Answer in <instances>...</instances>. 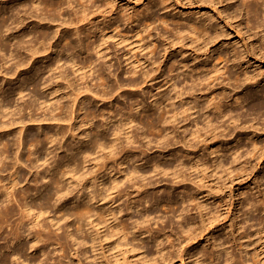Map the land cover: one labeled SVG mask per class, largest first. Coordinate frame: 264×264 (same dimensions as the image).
<instances>
[{
    "label": "bare ground",
    "instance_id": "bare-ground-1",
    "mask_svg": "<svg viewBox=\"0 0 264 264\" xmlns=\"http://www.w3.org/2000/svg\"><path fill=\"white\" fill-rule=\"evenodd\" d=\"M0 1L2 2L0 65L10 62L5 68L0 67V79L2 83L16 81L7 88L0 84V170L9 169L8 182L2 184L0 179L2 184L0 204L3 205V208H0V217L3 220L7 216L15 215L18 210L19 221L11 234L16 242L23 239L15 244L10 253L1 254L3 249L0 247V264L17 262L60 264L61 259L52 261L50 252L39 247L40 242L62 247L76 245L84 256L91 257L95 264L100 261L106 264H129L127 253L132 251L141 254L143 260L156 261V254L158 257L161 256L165 249L159 243L161 233L159 235L150 233L145 224L156 217L141 212L157 203L160 207L166 206L164 205L166 203H163L165 199L154 198L150 203L149 200H144L147 203L143 207L140 205V199L131 198L123 209L114 206V201L110 197L113 194L121 196L123 192L121 186L125 183L134 187L135 192L151 185L150 172L162 173L172 178L182 176L181 180H186L183 173L187 164L181 154L161 150L158 158L148 159L126 148L127 145L136 143L138 136L140 139H146L147 144L155 139L157 144L161 143L167 149L171 145V140L176 137L173 132L174 123L180 115H186V119L192 117L194 129L189 132L191 136L189 141L193 140L195 145H198V142H205L208 136H212V139L224 136L222 124L226 117L234 124L233 130L257 129L253 124L249 127L239 126L237 122L240 115H233L231 108L225 107L220 100L216 101V96L205 98L203 102L199 100L204 96V92L202 93L198 86L203 84L213 72H220L222 68L217 66L196 68V64L190 65L184 60L179 62L173 57L167 59L177 48L180 54H184L188 35H192L195 41L202 38L205 45H210L217 42L223 34L215 29L213 35H210L208 23L211 18H196L191 22L188 21L185 27L177 29L173 36H163L157 32V40L161 41L159 46H163V52L159 58H156L153 54L157 52L159 46L149 38L156 31V28L151 29V27L160 18L152 19L151 15L156 6L163 10L172 8L168 0H148L147 4H144L143 0H134L136 3L131 7L119 6L116 0H97L98 2L78 0L75 4L70 3V0ZM199 1L225 3L224 9H226L229 5L228 1L231 0ZM258 1L263 2L264 5V0H252L249 3L245 1L247 11L253 12L257 17L260 13ZM64 4L69 8L70 16L68 19L58 20L56 17L61 14ZM231 16L233 19L237 17L236 13H231ZM161 21L166 24L168 19L163 16ZM171 21L177 26L184 22L180 17L172 18ZM121 25L129 26V32L118 30ZM250 34L249 32L248 35L251 36ZM111 37L116 38V44L126 42L124 44L127 47V52L124 54L128 66L126 72L130 76L137 74L136 78L127 83H120L117 75L98 67L97 60L107 63L109 47L106 43ZM135 49H138L139 53L145 49L148 55L153 56L139 57L133 52ZM81 54L82 56L79 57ZM208 56L209 59L213 58L211 55ZM233 56V63L244 58L243 54L236 53ZM217 57L219 62L217 64H221L223 58L220 55ZM195 59L193 57L192 60ZM145 64L150 65L151 69H145ZM201 69L204 72L202 74ZM21 72L26 74L25 80L18 78ZM158 77H163L165 81L155 93L150 94L149 104L137 101L131 104L129 109L122 108L120 111L110 109L105 114L98 112L88 100L90 95L96 102L110 100L113 97L119 98L123 94L120 91L124 87H135L136 90L141 91V84ZM187 77L191 80L188 87L181 85ZM94 78L100 80V83L93 84L94 87L101 86L100 90L90 87L87 83ZM262 79L264 76L261 78L248 76L242 81L239 80L236 87L258 85ZM26 83L30 88L29 93H25ZM167 84L168 86L165 87ZM197 91L200 93L199 98L195 97ZM10 93L17 97L16 101L23 100L24 103L11 109L13 98H9ZM30 93L32 98L29 97V101L25 100ZM185 94L191 99L182 103ZM218 95L220 93H217ZM177 101L180 106L177 105ZM211 101L213 102L210 104ZM239 101L243 103L247 99L241 96L236 99L237 103ZM261 104L262 101L253 103V107L258 105L257 108L260 110L263 107ZM28 109L34 112L40 110L41 114H46L36 117L28 111V117L25 119L24 112ZM208 109L210 110L207 111ZM96 117H100V124L94 122ZM27 122H55L56 129L41 130L40 136L32 135L29 138L28 165L34 171H38L37 163L41 161L42 169L32 183L22 186L20 167L23 163L19 149L23 144V132L27 129ZM43 126L42 124L37 127L41 129ZM154 129L156 133L149 135L148 133H152ZM13 130L17 132L16 138L3 141L1 134L9 136ZM67 139L69 142L64 147L63 141ZM176 141L182 142L178 141L177 137ZM9 146L14 149L15 155L8 154ZM240 147L242 145L238 144L234 150L227 153L219 149L211 152L215 156L210 163L197 156L189 157V170H203L205 173V170L211 167L215 173L217 170L235 171V161L241 157ZM256 148V143H252V150L248 151V154H253ZM53 151H58L56 152L58 157L55 159H53ZM41 153H45L43 158L40 156ZM227 156L229 158H226ZM167 158L174 159L177 164L174 166L169 162L163 164L162 161ZM149 165L152 171L147 168ZM38 178L43 180L42 186H38ZM76 189L81 190L78 196H75L76 193L73 194V190ZM69 195H72L70 200L64 199ZM167 199L170 201L173 198ZM100 201L103 203L100 204ZM173 201L172 205L169 203L167 208L164 207L165 210L167 209L165 211L167 218L169 221L172 217L177 218L179 223L185 221V209H181L176 199ZM15 204L17 208L14 207ZM52 210H57L61 214L52 218L51 223L43 224L39 217L45 214L51 217ZM133 213L136 215L133 216ZM244 215L246 221H255L252 223L253 226L262 227L261 221L249 217L247 212ZM159 219L160 217L156 220ZM61 221H64V232L59 235L55 230L61 228ZM23 222L28 223V230L36 227L38 230L33 235H30V232L21 234L19 227ZM186 223L189 226L184 231L188 234V241H191L196 237L191 228L194 223L192 221ZM26 238L30 239L27 241ZM149 239L151 243H147L146 240ZM153 246L155 257L154 254L152 256ZM216 247L218 248L214 255L205 257L202 254L194 255L193 263L204 264L207 257H210V262L215 264L220 258V250L224 249L225 245L220 244ZM28 250L30 253L27 252ZM106 251L113 258L114 263L107 259ZM150 254L153 259L147 258Z\"/></svg>",
    "mask_w": 264,
    "mask_h": 264
},
{
    "label": "rangeland",
    "instance_id": "rangeland-1",
    "mask_svg": "<svg viewBox=\"0 0 264 264\" xmlns=\"http://www.w3.org/2000/svg\"><path fill=\"white\" fill-rule=\"evenodd\" d=\"M168 1L170 2V6L174 9L168 8L163 10L159 6L153 8L151 18L160 19L156 20L151 27V29L156 28V31L153 32V36L150 37L149 40L152 39V42L159 46L161 41L159 39L157 40V32L163 36H173L175 31L182 26L185 27L188 21L191 22L196 20V18H211V21L209 20L208 23L210 35H213L215 29L223 34L217 42L215 41V43L205 45L202 38L195 41L192 35H188L185 40L186 49L184 54H180V50H177L178 48L176 47V51L170 54L167 59L169 60L170 57H173V59L179 62L184 60V62L187 61L190 65L196 64V68H201L202 66H205L204 68H212L213 66L222 68L220 72H213L203 84L198 86L201 92H204V96L200 97L201 99L199 100L203 102L205 98H214V96H216V101L220 100L225 107L228 106L231 108L233 115H240V119L237 122L239 126L249 127L253 124L257 129L253 130L252 128H247L245 130H233L234 124L230 123L226 117L224 118V124H222V128L224 129L222 134L224 136L213 139L212 136H208L205 142H198V145H195L193 140L189 141L191 138L189 132L194 129V124L191 120L192 117L186 119V115H180L177 122L174 123L175 128L173 132H175L178 141L182 142L178 143L175 137V139L171 140V145L166 149L161 143L157 144L156 141H154L155 139H152V136H150L152 142L149 144H147L146 139H140L136 136V143L126 146L127 149L130 148L134 151L136 155L145 156V158L148 159L158 158L161 154V150L169 153L175 151L183 156L187 164L185 166L186 170H184L183 173L184 179L186 180H181L182 176L179 178H172L162 173L154 174L150 172L149 177L151 176V185L146 186L139 192H135L136 190L133 189L134 187H130L129 183H125L121 186L123 189L121 196L117 194L111 195L110 198L114 201L113 205L120 206L123 209H125V206L131 201V198L132 200H134V198L140 199V205L143 207H145L147 203L144 202V200H149L148 202L150 203L154 198H164L166 202L164 201L163 203H166L164 205L168 206L169 203V205H172L174 203L173 200L176 199L181 209H185L184 213L186 219L180 223L178 222L179 219L174 217L169 221L167 218L168 215H166L167 213L165 212L167 209L165 210L164 208L166 206L160 207L159 203L143 210L141 212L142 214L149 213L150 216L156 217V219L160 217L159 220L152 219L149 223H146L145 226L151 231L148 230V232L153 235H159L161 233L159 243L165 249L161 256L158 257L155 252V247H152V251H154L152 252V256L154 253L156 254V257L154 254L156 261L143 260L141 254H138L137 251L128 252L127 257L128 261H130L129 264H194V255L202 254L204 257L214 255L218 248L216 245L220 246V244L221 246L225 245V248L220 250V258L215 261V264H264V205H262L264 201V132H262V127H264V79H262L258 85H250L244 88H242V86L236 87L239 80L242 81L245 77L261 78V76H264L263 2L258 1L260 13L257 17L253 12L247 11L245 7V1L249 3L252 0L228 1L229 5L226 9H224L225 3L218 4L216 1ZM96 2L98 1L96 0ZM142 2L147 4L148 0H143ZM70 3H78V0H70ZM116 3H118L119 6L127 5L131 7L135 5L136 2L134 0H116ZM0 5H2L1 1ZM21 13H23V10H21ZM231 13H236V19L232 18ZM69 16L70 10L66 4H64L61 9V14L56 18L58 20H65L68 19ZM163 16L168 19L166 24L161 21ZM179 17L181 21L184 22L180 26H177L172 23L171 20L172 18ZM129 29L130 27L126 25H121L118 28V30L124 33H128ZM249 32L251 36L248 35ZM115 39V37H111L107 40L106 44L109 47L106 57L107 63L97 60V64L98 67H101L105 72L117 75L120 83H127L129 80L136 78L137 74L130 76L126 72L128 68L124 60V54L127 52V47L124 45L126 42L116 44ZM207 47L208 49H206ZM133 52L139 57L141 55H147V57L155 55L156 58H159V55L163 52V46L160 45L157 52L153 55H148L145 49L140 53L138 49L133 50ZM236 53L239 55L243 54L244 58L242 61H235L233 63V54L235 55ZM208 55L213 56L214 59H209ZM218 55L223 58L221 64H217L219 63L217 61ZM81 56L82 54L79 57ZM193 57L196 58L195 61L192 60ZM191 60L193 62H191ZM9 63H3L0 67L5 68ZM145 66V69H151L150 65L145 64ZM200 71H202L201 74L204 73L203 69ZM69 75L72 76L71 73H69ZM18 78L25 80L26 74L21 72ZM185 79V81L181 82V85L188 87L191 80L189 77ZM164 81L163 77L155 78L149 82L147 81V83L141 84V91L136 90L135 87H124L120 91V93L122 92L123 94L119 98L113 97L110 100L96 102L89 94L90 99L88 100L100 113L103 112L106 114L110 109H112V111H120L122 108L123 110L129 109L131 104L137 101L149 104L150 94L152 92L155 93ZM15 82L16 81H4L2 83L0 79V84L5 88L14 85ZM95 82L100 83V80L94 78L93 81L87 83L90 87L100 90L101 86H93ZM167 86L168 84L165 85V87ZM25 87L27 88L25 93H29L30 88L27 83ZM217 93H220V95L217 96ZM31 95L32 93L27 95L25 100H28L29 97L32 98ZM8 96L9 98H13L11 109L15 108L20 103H24L23 100L16 101L17 97L13 96L12 93ZM199 96L200 93L197 91L195 97L199 98ZM241 96L246 97L247 101L243 103L239 101L237 103L236 99ZM183 97L182 103L191 99L188 94L183 95ZM261 101V106L263 107L260 110L257 108L258 105L253 107V103H261ZM212 102L213 101H211L210 104ZM177 105L180 106L181 104L177 101ZM209 110L210 109L207 111ZM28 111L30 110L28 109L27 112H24L25 119L28 117ZM30 113L36 117H42L46 114H41L40 110L35 112L30 111ZM14 117H16V115H14ZM94 122L100 124V117L94 118ZM42 124L44 125L43 128L38 129L37 126ZM26 127L27 129L23 132V144L19 149L21 161L23 163L20 167L22 186L32 183V180L38 177L42 169L41 161L37 163V165H39L38 171H34V169H31L28 165L27 155L29 150V138L32 135L40 136L41 130L53 131L56 129V123L27 122ZM79 132L80 131H77V133ZM153 133H156L155 129L152 130V133L148 134L151 135ZM16 135L17 132L13 130L9 136L2 133L1 138L3 141H10L16 138ZM185 136L186 139H184ZM67 142H69V139L63 141L64 147H66ZM252 143H256L257 148L254 150L253 154H248V151L252 150ZM142 144L144 146H142ZM238 144L242 145V147L239 148L241 157L235 161V171L229 172L228 170H223L219 172L217 170L215 173L212 171L211 167L207 168L205 173H203V170H189V157L197 156L199 159L210 163L215 156V154H211V152L219 149L227 153L234 150ZM123 145H125L124 142ZM58 151H53V159L58 157V154H56ZM59 152H61V150ZM8 154L10 156L15 155L14 149L10 146L8 148ZM44 154L45 153H41L40 156L43 158ZM226 158H229V156ZM167 162L171 163L173 166L177 164L174 159L167 158L162 161L163 164ZM258 162L259 164H257ZM111 164L112 163H110V165ZM147 168L152 171L151 165L147 166ZM8 175L9 169L3 168L0 170L2 184L8 182ZM1 183L0 187L2 185ZM39 185H43V180L41 178H38V186ZM80 192L81 190L79 189L73 190V194L76 193L75 196H78ZM72 195L64 199L70 200ZM168 197L173 199L169 201L167 199ZM102 203L103 201H100V204ZM3 204H5V202ZM2 206L3 205L0 204V208H3ZM14 207L17 208V205L15 204ZM245 212H247L249 217H254L257 221H261L263 223L262 227L257 228L253 226L252 223L255 222L253 220L246 221ZM60 214L61 213L57 210H52L50 213L51 217L45 214L39 218L42 220L43 224H49L52 218L59 217ZM132 215L134 216L136 213ZM19 217L20 212L18 210L15 215L7 216L3 220L0 217V221L2 220L0 222V247L3 249L1 254L6 252L10 253L15 244L17 245L19 242L23 241V239H21L16 242L11 234L19 221ZM186 221H192L194 223L191 228L192 232L196 234V237L191 241H188V234L184 231L187 230L189 226L186 225ZM63 222L64 221H61L60 223L61 228L55 230L59 235H62L64 232ZM194 229H196V231H194ZM37 230L38 227L28 230V223L26 222H23L19 227L21 234L30 232V235H33ZM29 239L30 238H26L27 241ZM146 241L147 243H151L150 239ZM38 245L42 250L50 252L52 261L61 259L60 264H95V261L91 260V257L86 258L81 249L76 245L72 247H62L60 245L53 246L44 242H40ZM102 245H104V242H102ZM151 245L152 244H150V246ZM27 252L30 253L29 250ZM105 254L107 255V259L111 263H114L109 252L106 251ZM152 256L150 254L147 258L150 257L153 259ZM122 258L123 257H121V259ZM210 259V257H207L204 264H209L211 261ZM16 264L19 263L17 262ZM97 264H106V262L100 261Z\"/></svg>",
    "mask_w": 264,
    "mask_h": 264
}]
</instances>
